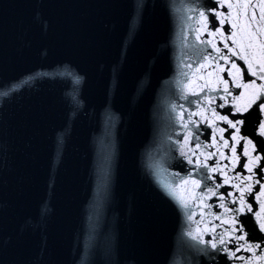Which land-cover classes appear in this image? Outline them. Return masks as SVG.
Instances as JSON below:
<instances>
[{
    "label": "water",
    "instance_id": "obj_1",
    "mask_svg": "<svg viewBox=\"0 0 264 264\" xmlns=\"http://www.w3.org/2000/svg\"><path fill=\"white\" fill-rule=\"evenodd\" d=\"M232 25L227 0H0V264H264V113L216 118L248 115Z\"/></svg>",
    "mask_w": 264,
    "mask_h": 264
},
{
    "label": "snow or ice",
    "instance_id": "obj_2",
    "mask_svg": "<svg viewBox=\"0 0 264 264\" xmlns=\"http://www.w3.org/2000/svg\"><path fill=\"white\" fill-rule=\"evenodd\" d=\"M232 4H228V8H232ZM238 7L242 8L244 10V14L247 19V23L245 24L244 28L241 29V31H244L245 28L247 29L249 35H248V43L242 44L235 40H233V44L236 45V47L239 49V52L229 49L230 55H224L221 53V49L219 47H216L215 44H212V41H207V43L212 44L213 48L215 49L216 53H221L219 56L220 60H224L226 62L231 61V67L233 69H236V71L239 73L240 69L236 65L234 61L231 60V57L233 56H240V59L245 60L248 66V70L252 76H258L260 80H264V40H261L259 44H255L254 41L256 37L258 36H264V0H260L258 4H253L251 2L244 3L242 5H238ZM252 9L251 13H248V10ZM259 9V11H257ZM201 16H205L204 13H200ZM222 15V14H220ZM206 19V17H205ZM253 22H256V26H254ZM221 24L225 23L224 19H221ZM233 28H237V24L233 23ZM219 31V30H218ZM211 35L215 36L216 33H211ZM222 35V34H221ZM236 35L233 33V36ZM228 39H231V37L225 38L227 41ZM203 43V41H202ZM224 48L228 49L229 45L227 42L224 43ZM255 49V51H253ZM257 53L259 55L257 56ZM255 64V70H253ZM217 67L220 68V71H225L223 67H221L219 64H217ZM229 75H232V72L229 71ZM224 88L223 91L225 93H228V95H231V92L228 87V81H223ZM236 88H242L245 91L243 93H240L238 96L233 98V105L235 107V111L237 114L243 115L244 113H247V116H244L242 119H236L235 123L233 120H229L227 116H216L219 120H224L227 122V124L230 126V128L235 129L237 134L239 133V126L240 125H246V122H248L253 116L259 117L260 113H264V83L257 84L255 80H253L251 83H237L235 84ZM251 89V93H248V90ZM203 91V89H201ZM248 93L247 99H245V94ZM244 100L243 103H240L239 101ZM224 105H220V107H223ZM196 115H203V113H195ZM213 115H216L213 110ZM256 124L259 127V133L261 136H264V122H261L259 119L256 120ZM187 126V125H185ZM223 131V130H221ZM234 140L237 139L236 136L232 137ZM247 145H249L252 149V151H255L256 145L253 144L252 140L246 141ZM258 143L264 145V141H258ZM228 142H224V147H228ZM197 147H199V144H197ZM264 150V148H262ZM233 153H235V148L232 149ZM195 154V153H193ZM212 154H209L211 156ZM245 156H250V153L245 150L244 152ZM207 159V157H206ZM262 158L257 155L254 157V160L256 162L260 161ZM253 160L250 159L248 167V172L252 173V167L250 166L252 164ZM189 163H194V161L189 158ZM198 167H206L205 165H201L200 161L197 159L195 161ZM218 168H213L211 171L215 172ZM245 181L251 180L252 177L249 176L247 178H242ZM189 180H184L183 183L187 184ZM230 181L229 179H225L224 183L228 184ZM191 183L195 185L197 188L201 187V180L191 179ZM256 183H259V181H256ZM219 187V185H217ZM235 187L239 190L240 196L238 197L239 200V207L235 209H226V212L233 213L232 218L227 221L232 227L231 232L229 235H234L236 232H240L241 235L235 236V240L237 241H244L246 240V237L249 235L247 233H244L243 229L245 227L243 221L240 220V214L245 212H253L252 205L247 203L245 201V193H252L253 192V185L249 183H245L243 187H241L240 184L235 185ZM208 193H211L212 195H216V192L212 189H208ZM173 194L176 195L175 189L173 190ZM206 194V193H205ZM262 197H264V185L261 186V189L258 191V193H255V198L257 200H260ZM177 198L180 200L182 205L184 207H188L187 201L183 199L182 196L177 195ZM223 201V197H221ZM233 203H236V199L234 198ZM224 203L222 202L220 204V207H224ZM256 217L257 222L259 223V228L261 231H264V201L260 204V211L253 213ZM191 219V217H190ZM219 219V217H217ZM190 235H193V239H200V242H204L201 237H199L196 234L190 233ZM231 242V241H230ZM211 243L212 248H217L216 242H209ZM225 243L223 236L219 238V244L223 245ZM241 248H245L247 251H252L254 248H260V245H240V247L237 248V251H240ZM226 250V249H225ZM232 256H235V253H231ZM243 259V258H240ZM256 260L264 259V256H259L255 258Z\"/></svg>",
    "mask_w": 264,
    "mask_h": 264
}]
</instances>
